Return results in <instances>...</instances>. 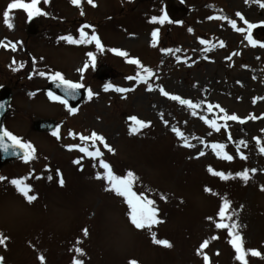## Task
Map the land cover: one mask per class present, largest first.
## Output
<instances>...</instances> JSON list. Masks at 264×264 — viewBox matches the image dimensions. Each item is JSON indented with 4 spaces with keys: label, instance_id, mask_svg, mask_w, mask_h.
Returning a JSON list of instances; mask_svg holds the SVG:
<instances>
[{
    "label": "rangeland",
    "instance_id": "374dc122",
    "mask_svg": "<svg viewBox=\"0 0 264 264\" xmlns=\"http://www.w3.org/2000/svg\"><path fill=\"white\" fill-rule=\"evenodd\" d=\"M11 2L0 0V86L14 87L5 129L34 146L42 156V169L38 190L32 192L38 198L31 204L13 187L1 194L0 233L9 238L6 249L0 246L3 263L39 264L37 257L43 254L45 264H71L76 255L73 249L80 247L85 253L79 257L84 264H128L129 260L137 264H203L196 250L208 240L203 254L208 256L209 264H239L227 230L215 227L220 197H226L238 213L233 219L239 225L243 249L261 253L252 256L249 252L247 264H264V191L260 190L264 185V153L256 144L259 139L264 146V47H260L264 43V8L260 6L264 0H171L173 6H184L185 12L173 16L164 7V15L173 22L163 24L149 21L153 16H164L161 6H167L166 2H159L160 6L153 0H93V7L88 0H81V16L80 8L70 0H40L38 7L47 15L33 16L37 36L29 38L24 31L28 17L23 10L10 11L11 29L4 24L3 12ZM237 12L257 25L251 30L252 38L259 42L256 46L245 39L249 34L247 25L236 16ZM216 16L235 20L245 32L235 31L227 20ZM83 24L94 27L104 51H98L94 43H57L62 35L78 38ZM154 29L159 30L156 48L150 47ZM85 31L91 35L92 28ZM199 39L209 42V52L202 51L205 46L199 44ZM11 45L16 46L15 52ZM113 48L126 51L128 58L139 59L153 71V90L126 79L135 76L138 69L126 58L108 51ZM161 48L181 51L173 56L162 53ZM88 51L96 57L95 66L89 62L81 81L77 69L87 60ZM176 56L181 58L179 62ZM104 64L114 70L110 82L95 79V70ZM40 71H59L65 78L83 83L94 95L91 100L86 95L78 111L69 115L63 105L48 98L45 88L50 80L39 76ZM109 83L134 90L123 94L122 99L120 93L104 91L103 86ZM160 87L193 102L219 105L245 123L229 121L227 131L222 127L219 133L214 132L199 116L216 118L223 124L218 109L209 113L202 106L193 117L186 106L163 97ZM130 116L151 124L129 136ZM38 118L56 120L60 139L51 134H41L40 139L35 136L29 124ZM172 126L189 137L194 147L181 146L183 141L171 131ZM69 130L85 136L95 131L105 137L115 153L97 142L103 159L117 175L128 170L136 175L135 190L155 201L158 219L163 223L151 231L135 229L127 219L122 198L106 192L104 181L94 178L97 172H103L97 162L76 149L65 148L84 146L78 135L69 136ZM237 141L246 142L247 147L240 145L238 149ZM211 143H224L232 161L218 159L209 147ZM200 151L205 155L196 158ZM240 154L246 159L242 160ZM77 159L80 165L73 163ZM81 165L83 170H79ZM209 166L226 174L245 168L257 171L250 173L247 183L238 177L221 181L207 172ZM57 169L62 173L63 187L58 184ZM16 174L10 176L21 178ZM204 186L220 195L205 194ZM161 194L167 196L166 201L160 199ZM83 229L88 230L86 237ZM152 233L157 239L167 240L171 247L154 244Z\"/></svg>",
    "mask_w": 264,
    "mask_h": 264
},
{
    "label": "snow or ice",
    "instance_id": "6c2138e0",
    "mask_svg": "<svg viewBox=\"0 0 264 264\" xmlns=\"http://www.w3.org/2000/svg\"><path fill=\"white\" fill-rule=\"evenodd\" d=\"M45 3L48 2V0H44ZM247 2V0H246ZM40 3V0H12L11 3L7 5V9L3 12V22L4 24L11 29L13 27V24L11 22L12 17L10 16V11L13 9H21L26 14L28 19H32L33 16H40V15H47L46 13L42 12L40 7H38ZM70 3L77 8H80V14L81 16L84 15L83 9L81 8V0H70ZM88 3L91 4L93 7H96V5L93 3V0H88ZM260 6L264 8V3H261ZM236 16H238L241 20H244V17L237 12ZM214 17H208V19H213ZM215 19L220 20H227V23L237 32H245L244 28H238L237 23L235 20L228 19L224 16H216ZM167 20L166 16L162 17H151L150 21L151 23L159 22L160 24H163ZM169 23H172L173 21L168 20ZM181 23V22H176ZM244 23L247 25V31L248 35L245 36V39L248 41L249 44L252 46H256L258 41L252 38L251 36V30L257 27V25L249 23L248 21L244 20ZM92 28L91 35L88 34V32L85 31V29ZM189 33H191L193 30L191 28L188 29ZM79 36L78 38L74 37L72 34L62 35L57 38V43L63 41L67 45H75V46H81V45H89L94 43L95 47L98 51H104V47L101 43L100 38L95 32V29L93 26L88 24H83L78 29ZM158 29H154L151 32V42L150 47L156 48L158 45ZM3 42H0V45H2ZM199 44L205 46L202 51L204 53H207L211 50V45H209V42L205 39H199ZM223 46V45H221ZM260 47H264V43H260ZM11 49L13 52L16 51V46L11 45ZM108 51L114 53L116 56L124 57L126 58V62L132 65H135L137 67V72L135 76H128L126 77L127 80H135L137 84L144 83L147 85V90L151 91L153 90V84L150 82V77L154 75L153 71L142 65L141 61L137 58H128V53L126 51L120 50V49H108ZM160 51L164 54L171 53L173 56H175L176 53H179L181 51L180 48L175 49H165L161 48ZM87 60L84 62L82 67H79L77 69V72L81 74V81L83 80V74L89 67V62L92 63V66H95L96 57L93 52L88 51L85 53ZM177 62L180 61V57H175ZM207 58V57H205ZM42 59V58H41ZM230 59V57H229ZM35 63V60H34ZM187 66H191L187 64V61H185ZM16 69H13L15 71ZM39 76L45 77L52 81V83L55 84V87L60 90L61 94H55L52 91L47 92V96L51 101L59 102L61 105L65 107L69 115H73L78 111V108L75 106H72L70 102L76 101L78 97H80L81 89H83L85 86L81 82H74L71 80H68L64 77V75L59 72L55 71L51 74L46 73L45 71H40ZM31 78V77H29ZM104 91L107 92L110 89L122 94L121 98H125L123 94H126L130 91H133L134 88H121V87H114L113 85L105 84ZM160 94L163 97H166L170 101L178 102L181 106H186V108L190 111V114L193 117H196L198 115V110L203 107L206 108L207 112L211 113L213 111V108H216L219 110V121H223V124L218 122V119H208L205 115H200L199 119L203 121L205 125L208 126V128L212 129L214 132L219 133L221 131V128L223 127L225 131H227V122L229 121H235L239 122L241 124L245 123L244 119H241L236 114H227L225 109L220 107L219 105L213 106L212 104H205L204 101L200 102H193L191 99H185L182 98L180 95L170 94L167 91L163 89V87H160ZM87 99L91 100L94 93L91 91V89H87ZM34 95V93H29V96ZM255 103V99L253 101ZM5 105L0 104V108H4ZM161 119L165 126L168 125L167 120H163V114H160ZM249 119H256V117H249ZM129 127H128V134L129 136L135 135L139 133L142 129L149 127L151 122H145L140 119H138L136 116H130L128 117ZM186 123V122H185ZM171 131L176 135V137L183 141V144L181 146L183 147H194V145L189 143V137L185 136L183 132H181L177 127L172 126ZM209 135L212 133L209 132ZM51 135L55 137L57 140L60 139L59 136V126H57L56 129H54L51 132ZM76 135L79 136V140L84 142V146L80 144H73V145H66L65 148L67 150H73L76 149L80 153L83 154V156L90 158L91 160L97 162L98 167L103 170V172H97L95 175V179L97 180H103L105 183L104 190L106 192H110L116 197L122 198L123 203L127 207L126 216L129 221V223L137 230H144L148 229L151 231L153 226L158 225L160 223H163L162 220L158 219V209L155 207V201L150 199L148 196H146L143 192L138 193L135 190V185L137 183V177L136 175L131 171L128 170L124 175H117L112 170L110 164L106 162L103 159L104 153L101 151V149L97 146V142H99L100 145H103L104 149H106L109 153L114 154L115 150L111 148L106 143L105 137L102 135L96 133L95 131L91 132L90 135L85 136L83 134H74L71 130H69V136L75 137ZM7 141H10V143H6ZM229 140H231V136L229 134ZM202 144L204 143L203 140L200 141ZM237 148L239 149L240 145H243L244 147H247L246 142L244 141H237ZM256 144L258 151L260 153H264V146H261V142L259 139H256ZM212 152L217 156L218 159L224 160V161H232L233 156L229 155L227 151H225L226 145L224 143H211L209 145ZM0 150L4 152L11 151L13 155H20L21 159L24 161V163H28L31 160L35 159V148L30 142H24L21 138L15 136L11 132L7 131L4 127L0 126ZM205 155L203 151H200L196 158H199L200 156ZM240 158L242 160L246 159V157L243 154H240ZM74 164L80 165V160H74ZM97 164H94L93 166L96 167ZM79 170H83L82 165ZM256 169H247L245 168L241 172H237L235 174L233 173H225L224 171H217L214 170L211 166L207 168V172L214 176L218 177L221 181H227L229 179H235L239 178L244 183H247V181L250 179V173L255 174ZM56 176L58 178V184L59 186L63 187L64 185V179L62 176V173L59 169L56 170ZM39 179L40 177H36ZM48 180H52V176L49 175ZM9 185H11L15 192L20 195L27 203L31 204L33 201H35L38 197L35 194H32V186L26 182V178H12L11 180H8V178L4 176H0V182H5ZM260 190L264 191V185L260 186ZM203 191L205 194H210L213 196H219L220 194L213 191L210 187L204 186ZM161 200L166 201L167 196L164 194H161L160 196ZM221 204L219 206L218 212H217V222L215 223V227L217 229H226L228 236L231 237L229 239V244H231L232 248L235 250V260L239 262V264H247L246 256L250 252L252 256H261V253L257 250H247L245 251L242 247V239L239 234V231L237 230L239 228V225L237 223V220H234V216H238V213L235 209L232 208V202L227 199L226 197H220ZM183 201L181 200V203ZM243 206H241L242 208ZM209 221L213 220V217H207L206 218ZM227 221V222H226ZM237 230V231H234ZM83 234L86 237L88 235V230L83 229ZM8 237L0 233V246L7 247V241ZM212 239H216V237H212ZM152 242L156 245H161L165 247H171V244L167 240H161L156 238V234L152 233ZM81 243V241L77 240V244ZM209 241L205 240L200 245L199 248L196 250V254L198 256H202L203 264H209V258L207 255L203 254V250L207 247ZM73 251L76 253V255L73 257L71 264H84V262L79 258L85 255L83 249L80 247H75ZM39 264H45V257L43 254H39L37 257ZM4 258L0 256V264H3ZM128 264H137L135 260H129Z\"/></svg>",
    "mask_w": 264,
    "mask_h": 264
},
{
    "label": "water",
    "instance_id": "95a60500",
    "mask_svg": "<svg viewBox=\"0 0 264 264\" xmlns=\"http://www.w3.org/2000/svg\"><path fill=\"white\" fill-rule=\"evenodd\" d=\"M49 89H50V91L54 92L55 94H61L60 90L55 87L54 83H52L50 85ZM82 97H83V94L81 92L80 97H78V99L76 101L70 102L71 105L76 106L80 102ZM9 101H10V94L8 93V91L1 90L0 91V104L5 105V107L0 108V126H2V120L4 118V115L8 111ZM33 126H34V129L37 131L50 132L54 128V122L53 121L40 120V121L35 122L33 124ZM6 143H10V142L6 141ZM19 156L20 155H13L11 151L4 152V151L0 150V166L3 165L4 163L10 161L11 159L17 158Z\"/></svg>",
    "mask_w": 264,
    "mask_h": 264
}]
</instances>
